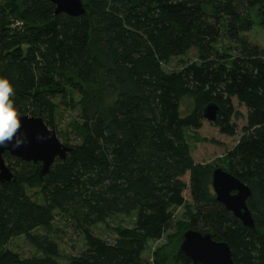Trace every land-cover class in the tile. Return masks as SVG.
<instances>
[{"label": "trees", "instance_id": "1", "mask_svg": "<svg viewBox=\"0 0 264 264\" xmlns=\"http://www.w3.org/2000/svg\"><path fill=\"white\" fill-rule=\"evenodd\" d=\"M85 2L86 14L73 17L49 0H0V76L14 84L19 111L53 128L59 106L79 110L63 138L74 151L48 174L3 154L16 180L0 181V264H64L49 236L58 215L86 241L66 264H168L145 251L178 208L186 229L227 241L238 264H264V47L247 35L255 22L264 27V0ZM192 49L198 61L169 69ZM235 98L246 125L223 168L251 187L254 229L217 200L213 168L195 162L188 137L210 103L220 107L214 125L235 135ZM117 216L130 225L110 226L111 240L95 232ZM21 236L42 255L8 248ZM174 259L191 263L181 250Z\"/></svg>", "mask_w": 264, "mask_h": 264}, {"label": "rangeland", "instance_id": "2", "mask_svg": "<svg viewBox=\"0 0 264 264\" xmlns=\"http://www.w3.org/2000/svg\"><path fill=\"white\" fill-rule=\"evenodd\" d=\"M247 35L252 42L264 47V27L259 23L255 22L253 28ZM198 60V52L196 49H192L187 54L172 59L169 63V69ZM233 104L237 111V115L233 117V122L238 125L235 135L223 133L218 126L208 120L203 122V126L200 129L189 131L188 137L191 143V153L196 163L208 164L212 166L213 170L214 168H223V166H225V160L229 151L236 145L242 136V129L246 125L245 117L247 116V108L239 103L236 98L233 100ZM192 107L193 105L189 100H186L183 104L185 112H190ZM78 117V109L71 110L64 106L58 107L55 129L58 133L64 135L59 137L62 142L64 141V137L70 136L69 133L72 130L73 123L78 120ZM70 137L72 138L73 135ZM29 193L33 199L40 202L43 201V197L39 191L30 190ZM186 196L189 198L188 194H186ZM183 213L184 210L178 208L175 211V223L171 230L166 232L161 239L149 241L145 251L147 257L150 259L157 257L165 259L168 264H176L174 257L176 253L180 251L182 234L186 230L185 222L187 220L183 217ZM108 221L111 225L107 226L101 223L94 229L98 235L108 240L113 238L110 226H116L121 223L130 225L128 218L124 216L112 217ZM36 233L45 234L46 231L40 228ZM49 236L58 243L62 254L61 260L64 264L67 263V258L70 255L79 254L86 247V241L82 232L75 229L72 222L69 221V218L64 215L57 216L49 230ZM8 248L20 253L23 257L42 255V252L23 236L13 238L12 241L9 242Z\"/></svg>", "mask_w": 264, "mask_h": 264}, {"label": "water", "instance_id": "3", "mask_svg": "<svg viewBox=\"0 0 264 264\" xmlns=\"http://www.w3.org/2000/svg\"><path fill=\"white\" fill-rule=\"evenodd\" d=\"M55 5V14H66L78 17L86 14L85 0H49ZM220 107L216 103L208 104L204 109V117L216 123ZM22 133L28 138V143L20 148H14L11 143L0 148V181H15L16 175L5 161L3 154L9 152L23 161L41 162L40 176L49 173L57 159H65L74 148L63 143L55 127L50 128L42 117L31 114L22 115ZM43 139H37V137ZM212 187L216 198L224 204L246 227L256 228L255 218L248 205L253 194L251 187L238 177L222 167L214 168L212 172ZM180 250L187 255L190 264H238L233 257V251L227 241L216 239L212 233L189 228L182 234Z\"/></svg>", "mask_w": 264, "mask_h": 264}, {"label": "clouds", "instance_id": "4", "mask_svg": "<svg viewBox=\"0 0 264 264\" xmlns=\"http://www.w3.org/2000/svg\"><path fill=\"white\" fill-rule=\"evenodd\" d=\"M16 94L14 84L8 77L0 76V148L9 143L14 148H20L28 143V138L22 133V113L15 104ZM43 139V137H37Z\"/></svg>", "mask_w": 264, "mask_h": 264}]
</instances>
